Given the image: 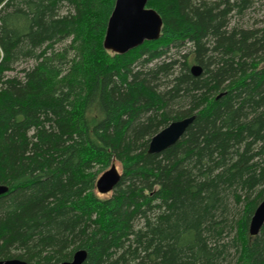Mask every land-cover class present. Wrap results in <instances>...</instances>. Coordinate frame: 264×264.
I'll return each instance as SVG.
<instances>
[{
	"label": "trees",
	"instance_id": "trees-1",
	"mask_svg": "<svg viewBox=\"0 0 264 264\" xmlns=\"http://www.w3.org/2000/svg\"><path fill=\"white\" fill-rule=\"evenodd\" d=\"M114 1L0 0V261L264 264V224L248 232L264 199V36L227 30L248 0H148L160 37L123 55L102 47ZM185 44L199 76L168 55ZM20 60L33 65L6 75Z\"/></svg>",
	"mask_w": 264,
	"mask_h": 264
},
{
	"label": "water",
	"instance_id": "water-1",
	"mask_svg": "<svg viewBox=\"0 0 264 264\" xmlns=\"http://www.w3.org/2000/svg\"><path fill=\"white\" fill-rule=\"evenodd\" d=\"M148 0H115L112 12L107 20L102 47L105 51L123 55L144 42L156 41L160 37L162 20L153 9L147 8ZM190 74L199 76L202 69L199 65L190 66ZM194 116L171 122L167 127L155 134L148 143V154H159L173 146L192 123ZM120 180L114 164L102 173L95 182V190L99 195L110 193ZM8 188L0 185V196ZM264 224V199L256 207L248 227L251 237L259 234ZM86 258L84 250L73 253L70 261L60 264H82ZM0 264H29L18 259L1 260Z\"/></svg>",
	"mask_w": 264,
	"mask_h": 264
},
{
	"label": "rangeland",
	"instance_id": "rangeland-1",
	"mask_svg": "<svg viewBox=\"0 0 264 264\" xmlns=\"http://www.w3.org/2000/svg\"><path fill=\"white\" fill-rule=\"evenodd\" d=\"M205 1L209 2V1H214V0H205ZM66 10H67L66 8H63L61 13L65 14L67 12ZM231 29L245 30V31L255 33L256 35H259V36H264V0H248L246 8L242 10L241 14H235V13L229 14L227 30H231ZM60 45L64 46L65 43L60 44ZM190 51L192 50L189 44H185V46L183 45L182 48L181 47H171L170 53L168 55H170L172 58L178 59L179 58L178 56L187 54V59H189V62H190L189 67H190L195 64L193 61H191ZM32 65H33L32 61L20 60L17 63H15V65L13 66V71L7 73L6 75L8 76L17 75L18 77H20L22 75L21 71L28 67H31ZM160 89L162 88L160 87ZM112 164L115 165L118 173L121 174V167L119 163H117L114 160ZM111 194L112 192L102 197H109L111 196ZM13 254H16V252H13ZM230 259L232 260V262L233 260L235 261V255L233 254Z\"/></svg>",
	"mask_w": 264,
	"mask_h": 264
}]
</instances>
